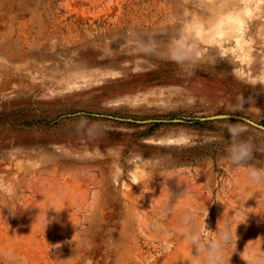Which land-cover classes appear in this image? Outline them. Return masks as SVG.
I'll return each instance as SVG.
<instances>
[{"label":"rangeland","instance_id":"374dc122","mask_svg":"<svg viewBox=\"0 0 264 264\" xmlns=\"http://www.w3.org/2000/svg\"><path fill=\"white\" fill-rule=\"evenodd\" d=\"M224 114L264 126V0H0V264H204L205 223L264 264V182L226 160L241 123L264 167V132Z\"/></svg>","mask_w":264,"mask_h":264},{"label":"clouds","instance_id":"9594fccd","mask_svg":"<svg viewBox=\"0 0 264 264\" xmlns=\"http://www.w3.org/2000/svg\"><path fill=\"white\" fill-rule=\"evenodd\" d=\"M177 63H183L182 57H175ZM77 131H83L89 136H94L99 131L97 124H89L86 117L81 115L77 125ZM230 137L227 147L226 160L228 163L246 171L248 179L253 183L264 182V167H257L249 163L253 159L254 145L250 139L244 138L246 127L241 123L231 124L227 127ZM183 222L191 223V218L185 216ZM206 223L200 227H193L186 237L190 246L197 252L203 253L204 264H224V249L232 239L231 226L225 224L213 237H208Z\"/></svg>","mask_w":264,"mask_h":264},{"label":"water","instance_id":"95a60500","mask_svg":"<svg viewBox=\"0 0 264 264\" xmlns=\"http://www.w3.org/2000/svg\"><path fill=\"white\" fill-rule=\"evenodd\" d=\"M200 120L201 121L236 120V121L242 122L244 124H247L248 126H251L253 128H256V129L264 132V126L263 125L258 124L256 122H254L253 120H251L249 118H246L244 116H241V115L224 114V115H216V116L207 117V118H201ZM135 122H137V123H147V122H155V121H135Z\"/></svg>","mask_w":264,"mask_h":264},{"label":"trees","instance_id":"16d2710c","mask_svg":"<svg viewBox=\"0 0 264 264\" xmlns=\"http://www.w3.org/2000/svg\"><path fill=\"white\" fill-rule=\"evenodd\" d=\"M198 124V123H197ZM199 124H202V123H199Z\"/></svg>","mask_w":264,"mask_h":264}]
</instances>
